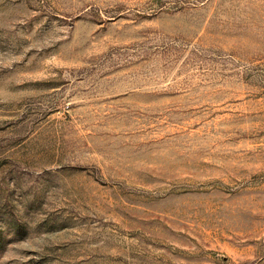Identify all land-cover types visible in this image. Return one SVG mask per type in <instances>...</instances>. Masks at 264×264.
Returning a JSON list of instances; mask_svg holds the SVG:
<instances>
[{"label": "rangeland", "instance_id": "rangeland-1", "mask_svg": "<svg viewBox=\"0 0 264 264\" xmlns=\"http://www.w3.org/2000/svg\"><path fill=\"white\" fill-rule=\"evenodd\" d=\"M0 264H264V0H0Z\"/></svg>", "mask_w": 264, "mask_h": 264}]
</instances>
